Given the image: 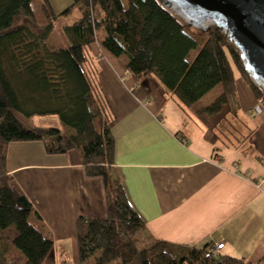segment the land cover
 <instances>
[{"label": "trees", "instance_id": "1", "mask_svg": "<svg viewBox=\"0 0 264 264\" xmlns=\"http://www.w3.org/2000/svg\"><path fill=\"white\" fill-rule=\"evenodd\" d=\"M75 8L76 17L61 27L64 42L53 45L59 15L49 0H0V264H41L53 247L29 222L31 214L40 216L7 170L9 143L34 140L49 154L79 149L86 175L103 179L105 216L76 220L79 264H249L209 243L146 240L145 223L114 169L113 112L89 47L97 43L136 81L153 79L205 126L217 155V142L244 141L233 65L264 105V89L245 71L238 49L211 23L193 32L161 0H72L62 14ZM219 84L223 91L200 105ZM35 114L57 115L62 126L22 123Z\"/></svg>", "mask_w": 264, "mask_h": 264}, {"label": "crops", "instance_id": "2", "mask_svg": "<svg viewBox=\"0 0 264 264\" xmlns=\"http://www.w3.org/2000/svg\"><path fill=\"white\" fill-rule=\"evenodd\" d=\"M49 1L55 13L72 4ZM89 48L113 112L114 169L146 239L223 243L221 255L264 264V105L240 72L233 68L239 121L248 113L252 128L217 155L204 125L153 79L138 82L97 43ZM6 164L40 216L29 222L52 239L41 264H79L76 220L105 216L103 179L86 175L79 149L49 154L39 140L9 143Z\"/></svg>", "mask_w": 264, "mask_h": 264}, {"label": "water", "instance_id": "3", "mask_svg": "<svg viewBox=\"0 0 264 264\" xmlns=\"http://www.w3.org/2000/svg\"><path fill=\"white\" fill-rule=\"evenodd\" d=\"M190 26L211 23L227 34L245 71L264 89V0H161Z\"/></svg>", "mask_w": 264, "mask_h": 264}, {"label": "rangeland", "instance_id": "4", "mask_svg": "<svg viewBox=\"0 0 264 264\" xmlns=\"http://www.w3.org/2000/svg\"><path fill=\"white\" fill-rule=\"evenodd\" d=\"M63 10H61L60 12H56V14L61 13ZM77 15V9L75 8L74 10H72L69 14H60L57 19L55 20L57 23L55 24V28L53 30V32L51 33V37H50V44L52 41V44H62L64 42L62 34H61V27L62 25H66L72 22V20L74 19V17H76ZM185 25L187 27H189L193 32H196L194 29H192V26H190L185 20ZM210 23H205L203 24L201 27H198L199 29H203L204 27H208ZM200 31V30H199ZM56 45V46H58ZM197 50H193L191 52V55L189 57L190 60H192V58L195 56ZM232 63V61H231ZM233 68L235 70H237V68L233 65ZM223 91V85L219 84L217 85L214 89H212L208 94H206L203 98L200 99L199 104L200 105H206L209 102L212 101L213 98H215L216 96H218L221 92ZM244 118L247 120V122L245 121L244 123H242V121H239V124L237 126V129L240 133V135L242 136H246L247 133L249 132V130L252 128V123L248 122V120L251 121L250 116L248 115V113H243ZM21 120H23V124L30 126V125H35V126H42V127H56V128H60V126H62V123L59 120V117L57 115H39V114H35L32 115L29 118H25L23 117ZM205 127V126H204ZM221 143L217 142V145L220 146ZM15 232V230H12ZM146 240H151V239H146ZM140 245H143L142 242L140 243Z\"/></svg>", "mask_w": 264, "mask_h": 264}, {"label": "built area", "instance_id": "5", "mask_svg": "<svg viewBox=\"0 0 264 264\" xmlns=\"http://www.w3.org/2000/svg\"><path fill=\"white\" fill-rule=\"evenodd\" d=\"M223 247V243H219L215 245V251Z\"/></svg>", "mask_w": 264, "mask_h": 264}]
</instances>
